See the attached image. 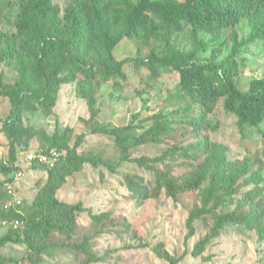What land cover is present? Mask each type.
Returning <instances> with one entry per match:
<instances>
[{"label": "rangeland", "instance_id": "rangeland-1", "mask_svg": "<svg viewBox=\"0 0 264 264\" xmlns=\"http://www.w3.org/2000/svg\"><path fill=\"white\" fill-rule=\"evenodd\" d=\"M6 1L0 0V55L5 52L3 39H9L12 51L0 60V72L6 84H13L26 81L37 48L30 37L16 36L6 21ZM135 1L115 2L111 16L116 30L124 28ZM52 3L58 7L59 15L58 19L50 17L41 23L45 36L60 31L58 20L71 0ZM151 51L175 58L191 55L194 63H214L217 67L235 63L234 78L241 90H246L252 79L264 77V32H258L246 18L218 32L185 25L180 31L146 40L124 37L112 54L117 60L128 57L140 61L146 60ZM78 53L77 64L82 71L69 82L51 86L46 106L38 104L34 111L21 112L20 125L27 130L16 145L14 163L24 173L15 185L16 192L30 202L46 178L41 166H30L24 158L27 151L40 149L36 131L56 133L60 151L72 147L80 135L77 153L90 156L95 164L84 163L73 171L56 196L66 202L81 201L83 210L77 213L71 240L80 242L88 236L87 253L102 258L86 263L82 252L49 248L40 261L28 263L22 260L26 247L8 242L0 248V264H169L155 253L154 247L159 243L179 258L177 264H264V122L241 131L236 116L223 109L222 99L215 103L212 112L203 114L199 104L181 90L177 72L170 66L157 63L153 75L147 66L128 61L122 65L123 77L112 76L106 71L104 48ZM93 66L102 72L94 73ZM217 71L222 75L220 68ZM42 85V81L31 82L28 87L33 91ZM10 113V101L0 96V166L10 164L4 124ZM156 113L175 128V155H169L167 161L175 176L180 178L190 170L202 176L198 189L180 194L176 201L163 192L157 196H144V191L133 195L128 185V180L141 181L143 186L152 183L153 172L134 158L158 156L171 145L170 139L132 147L130 158L121 159L109 135L91 132L97 125L129 122L140 132L152 124L151 116ZM2 179L0 171V196L5 190ZM211 185L217 187L216 212L245 213L241 223L222 226L203 248L202 254L210 255L203 259L192 255V249L213 217L206 214L195 219L194 234L188 238L186 219L190 209L200 204L202 191ZM94 215L100 216L99 222L93 220ZM119 217L125 219L126 226L117 222ZM6 228L0 223V234Z\"/></svg>", "mask_w": 264, "mask_h": 264}, {"label": "trees", "instance_id": "trees-1", "mask_svg": "<svg viewBox=\"0 0 264 264\" xmlns=\"http://www.w3.org/2000/svg\"><path fill=\"white\" fill-rule=\"evenodd\" d=\"M115 2L129 3L130 0H71L58 23L60 31L45 36L40 29L41 23L47 18L58 19L59 10L52 0H7L6 21L15 29L18 37L28 36L36 43V54L26 81L17 80L13 84H6L0 72V96L7 97L11 105V113L6 117L5 129L9 139L10 164L0 166L3 173L1 180L4 185L17 159L16 145L23 136L26 127L20 125L21 112L34 111L38 104L46 106L51 86L69 82L77 72L82 71L78 66L79 50L92 53L104 48L107 52L106 71L112 76H124L122 65L133 61L137 65L147 66L155 75L156 64L170 66L177 72L181 90L202 108L207 114L214 110L215 103L222 99L225 111L234 114L237 125L242 131L245 127H258L264 122V77L254 78L249 82L246 90L237 87L234 75L237 67L235 63L197 64L192 62L191 55H181L175 58L169 55L158 56L151 51L146 60L137 61L128 57L117 60L112 50L124 37H138L146 40L155 35L166 36L180 31L185 25L193 29L220 31L235 25L246 18L252 22L253 28L264 32V0H136L127 14V21L123 29L116 30L112 19ZM59 34V35H58ZM2 40V39H0ZM5 49L0 60H5L6 53L12 51L9 39H3ZM220 68L222 75L218 73ZM94 73L102 72L99 67ZM95 74V75H96ZM108 76V75H106ZM43 82L40 89L30 91L31 82ZM152 124L145 130L138 132L136 125L129 122L124 125L105 123L91 129L92 133L107 134L113 144L120 151L121 159H129V149L148 142H160L168 138L172 141L168 149L155 157L139 156L134 160L149 168L154 179L150 185L143 186L141 181L128 180L133 195L144 191V196H157L163 192L173 201L180 194L199 188L202 176L190 170L180 178L176 177L172 167L167 163L169 155H175V128L164 122L163 116L156 113L151 116ZM36 137L41 146L40 151L55 148L59 157L51 167L41 166L46 178L40 188L34 193L30 202L23 197L22 207L18 211L4 210L2 205L6 199L5 190L0 196V220L17 218L20 226L8 227L0 234V248L8 242L22 243L26 247L23 261L35 263L43 258L49 248L79 251L86 255V263L100 260L102 257L87 253L89 237L84 236L80 242H74L71 237L77 227V213L83 210L81 201L75 203L60 200L56 196L57 190L65 183L66 178L84 163L95 164L90 156L79 154L80 135L72 147L60 151L58 135H47L36 131ZM264 147V132L262 133ZM58 148V149H57ZM180 148V147H179ZM169 162V161H168ZM151 192V193H150ZM141 196V195H140ZM143 196V195H142ZM217 187L211 185L202 191L200 204L194 205L186 219V238L194 234V221L202 215L211 214L213 222L204 235L193 245L192 255L209 259L202 250L207 243L219 234L225 223H241L244 211H220L216 199ZM253 198V196H251ZM100 216L94 215L93 220L99 222ZM113 220V219H112ZM117 222L127 225L123 217ZM57 236L58 238H55ZM155 253L168 261L177 264L179 258L165 250L161 243L154 247Z\"/></svg>", "mask_w": 264, "mask_h": 264}, {"label": "built area", "instance_id": "built-area-1", "mask_svg": "<svg viewBox=\"0 0 264 264\" xmlns=\"http://www.w3.org/2000/svg\"><path fill=\"white\" fill-rule=\"evenodd\" d=\"M59 157V152L55 148H50L47 151L40 150H29L25 154V161L28 165L37 164L51 167L55 164ZM14 167H17V163H12ZM23 170L21 168H15L8 176V180L4 183V189L6 193V199L2 205L4 210H15L20 209L19 206L22 204L21 196L16 192L15 182L19 181L23 176ZM0 223L5 227L16 228L20 226L21 221L17 218H4L0 220Z\"/></svg>", "mask_w": 264, "mask_h": 264}]
</instances>
